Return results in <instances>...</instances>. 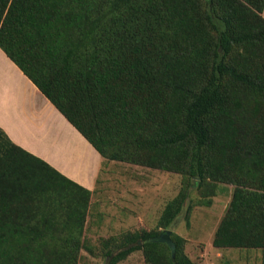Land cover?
Wrapping results in <instances>:
<instances>
[{"label": "trees", "instance_id": "1", "mask_svg": "<svg viewBox=\"0 0 264 264\" xmlns=\"http://www.w3.org/2000/svg\"><path fill=\"white\" fill-rule=\"evenodd\" d=\"M264 0H0V48L106 161L181 175L151 229L103 238L105 264H194L170 228L191 191L231 198L215 248L264 264ZM94 191L0 129V264H77ZM206 201V202H207ZM187 204L185 205V203ZM208 203V202H207ZM185 207V209H184ZM137 241H141L140 244Z\"/></svg>", "mask_w": 264, "mask_h": 264}, {"label": "rangeland", "instance_id": "2", "mask_svg": "<svg viewBox=\"0 0 264 264\" xmlns=\"http://www.w3.org/2000/svg\"><path fill=\"white\" fill-rule=\"evenodd\" d=\"M180 184L178 173L106 161L98 186L88 200L83 229L93 251L82 249L77 264H105L99 249L103 238L154 227L165 203L177 193ZM232 190V185L220 184L214 196L205 202H200L197 192L191 191L193 201L188 221L185 210L173 221L171 230L186 238L185 251L194 264H261L260 249L215 248L211 244ZM118 264L147 263L142 251L136 250Z\"/></svg>", "mask_w": 264, "mask_h": 264}, {"label": "crops", "instance_id": "3", "mask_svg": "<svg viewBox=\"0 0 264 264\" xmlns=\"http://www.w3.org/2000/svg\"><path fill=\"white\" fill-rule=\"evenodd\" d=\"M0 129L14 144L64 177L96 190L102 156L1 48Z\"/></svg>", "mask_w": 264, "mask_h": 264}, {"label": "water", "instance_id": "4", "mask_svg": "<svg viewBox=\"0 0 264 264\" xmlns=\"http://www.w3.org/2000/svg\"><path fill=\"white\" fill-rule=\"evenodd\" d=\"M172 230L170 228L164 229L162 232H160L158 235L156 236H152L149 239L144 240L145 241H149V242H161V243H166L169 248L172 250V254L174 251V242L172 241L170 234H171ZM138 244L141 243V241H137ZM107 264V263H106Z\"/></svg>", "mask_w": 264, "mask_h": 264}]
</instances>
